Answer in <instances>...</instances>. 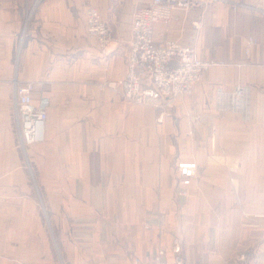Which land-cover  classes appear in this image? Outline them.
Wrapping results in <instances>:
<instances>
[{"label":"crops","instance_id":"obj_1","mask_svg":"<svg viewBox=\"0 0 264 264\" xmlns=\"http://www.w3.org/2000/svg\"><path fill=\"white\" fill-rule=\"evenodd\" d=\"M150 1L47 0L36 9L13 82L44 83L35 99L43 92L50 100L46 142L26 155L43 169L46 161L45 179L55 186L46 188L41 177L48 200L40 211L30 202L16 205L14 183L8 185L15 178V142L4 135L0 180L7 164L8 188L7 197L0 193V227L14 229L2 234L7 251L0 257L7 264H33V224L42 229L40 264H134L137 258L152 264L160 250L164 264H175V239L183 264H264V107L253 106L251 123L216 107L218 89L251 86L253 104L262 98L264 0H238L254 10L214 4L202 17L199 10H176L169 26L155 25L158 42L176 41L196 48L203 60L228 64L210 69L161 123L154 109L101 90L125 78L134 14ZM88 6L113 32L117 49L108 62L87 34ZM251 38L257 45L246 59ZM8 114L10 120L0 94L6 132ZM179 163L196 165L189 187L180 184ZM17 226L24 228L19 238Z\"/></svg>","mask_w":264,"mask_h":264},{"label":"built area","instance_id":"obj_2","mask_svg":"<svg viewBox=\"0 0 264 264\" xmlns=\"http://www.w3.org/2000/svg\"><path fill=\"white\" fill-rule=\"evenodd\" d=\"M214 4H224L234 11L240 9L254 10L244 1L238 0H151L144 7H139L133 18L132 36L129 43L128 72L124 79L101 84V90H113L127 102L140 106L152 107L161 123L167 112L174 108L175 102L192 94L194 87L215 67H227V63L203 60L194 47H185L176 41L158 42L155 38V25H168L176 10L188 12L199 9L200 16ZM264 11V10H263ZM87 34L96 40L105 61L115 53L117 45L113 32L100 13L93 7L86 11ZM202 21L193 23L199 30ZM257 45L255 39H248L245 44L246 59H250L252 49ZM240 66V65H238ZM14 118L18 135L19 148L26 153V148L43 145L46 142V127L50 100L43 92L35 99L39 82H13ZM217 109L222 112L240 114L245 122L252 118L253 88L240 85L233 91H217ZM180 184L189 187L196 174L193 163L177 165ZM186 193V190H184ZM181 242L175 239V264H183L180 254ZM166 252L160 250L152 264H164ZM246 255L243 256V259ZM134 264H143L135 259Z\"/></svg>","mask_w":264,"mask_h":264},{"label":"rangeland","instance_id":"obj_3","mask_svg":"<svg viewBox=\"0 0 264 264\" xmlns=\"http://www.w3.org/2000/svg\"><path fill=\"white\" fill-rule=\"evenodd\" d=\"M20 1V2H19ZM0 0V94L1 98L6 97V101L8 102V109L10 111V120H9V114L7 115V121H8V129L7 132L2 129V124H0V152L1 156L6 155V150L4 152L3 146L4 143L7 142V138H4V135L6 136L7 134L9 135L11 142H15V155H16V165H15V178L12 179V182L10 181L8 185H12L14 183V188H15V203L16 205H21V204H27V203H32V204H37L38 209L40 211V206L42 203H46L48 200L47 195H43L41 193V177H44V184L46 185V188H49L51 186H55V180H48L45 179L46 176V171H47V163L45 161V164L42 163V166L44 169L41 167V164L37 161V158L34 157V160L37 164L34 165V162L32 163V159L30 154L28 153L27 157V150L28 147L26 148V153H24L19 147H18V135L16 131V121L14 118V88H13V78H15V73H16V68H17V62L18 58L20 55L19 49L23 45L25 34L29 28V24L34 18V15L36 13V9L39 7V5L47 0ZM145 6V5H144ZM143 6V7H144ZM212 6V5H211ZM91 7L88 6L87 9ZM86 9V10H87ZM96 9V8H95ZM97 10V9H96ZM192 10H199V9H191L188 12ZM98 11V10H97ZM200 11V10H199ZM185 12V13H188ZM175 13V12H174ZM173 13V15H174ZM174 18V17H173ZM200 18V16H199ZM173 20V19H172ZM198 21V20H197ZM172 22V21H171ZM171 24V23H170ZM164 25V26H169ZM159 25V24H157ZM163 25V24H160ZM27 82H35L39 83L40 81H27ZM198 85V84H197ZM196 85V86H197ZM195 86V87H196ZM194 87V89H195ZM13 88V90H12ZM193 89V91H194ZM193 93V92H192ZM192 95V94H191ZM260 95L261 99L257 100L255 105L253 104L252 101V109L253 106L261 108L264 107V89L260 90ZM186 98V97H184ZM183 99V98H181ZM180 100V99H179ZM123 101H125L123 99ZM129 103V102H128ZM137 105V104H136ZM140 106V105H138ZM144 107H149V106H144ZM217 107V105H216ZM150 109L153 110L152 107H149ZM2 115V114H1ZM241 116V115H240ZM252 119V118H251ZM241 120L243 123H251L252 120L249 122H245L242 117ZM1 123H3L1 119ZM18 147V148H17ZM42 146L34 149V152L36 153L35 156L40 155L41 153ZM43 155V153H42ZM26 157V158H25ZM43 160H46L44 158ZM2 166V165H1ZM7 164H4V172L3 176H1L0 180V193H1V198L5 190H7L8 185H7V169L5 168ZM6 170V171H5ZM2 174V172H1ZM14 193V191H12ZM7 197V196H5ZM7 202V200H6ZM34 206V205H33ZM18 207V206H17ZM35 211V208H34ZM0 213H2L5 217V213L2 211V208H0ZM41 216L42 213L40 212ZM3 217H1L2 219ZM41 219H45V216H42ZM0 224H2L0 220ZM12 234H14V229L13 228H8V227H0V253L7 251V244L5 243V238L2 237V234L7 236L8 231ZM24 228L22 226H17L15 228L16 232V237H21L22 232ZM42 230V229H41ZM39 227H36L33 224V228H31L32 232V247L29 249L30 254H32L30 262L33 264H40L41 262L38 261L39 259V248H41L40 240L38 235L41 232ZM48 235H51V230L47 229ZM52 236V235H51ZM27 251V252H29ZM23 249L20 251V254L23 259ZM182 256V250L180 252ZM1 254L0 256H2ZM4 257V255H3ZM183 258V257H182ZM243 259V256L240 258ZM236 260V259H235ZM58 264H61L60 259L57 260ZM242 263H246V259L240 260ZM0 264H7L6 261L2 257H0Z\"/></svg>","mask_w":264,"mask_h":264},{"label":"bare ground","instance_id":"obj_4","mask_svg":"<svg viewBox=\"0 0 264 264\" xmlns=\"http://www.w3.org/2000/svg\"><path fill=\"white\" fill-rule=\"evenodd\" d=\"M87 11V10H86ZM113 91V90H112ZM114 92V91H113Z\"/></svg>","mask_w":264,"mask_h":264}]
</instances>
